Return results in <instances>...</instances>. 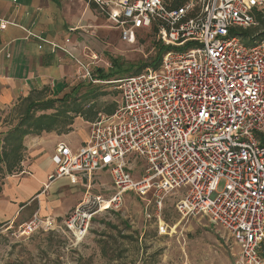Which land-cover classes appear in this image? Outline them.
Masks as SVG:
<instances>
[{
  "label": "built area",
  "instance_id": "1",
  "mask_svg": "<svg viewBox=\"0 0 264 264\" xmlns=\"http://www.w3.org/2000/svg\"><path fill=\"white\" fill-rule=\"evenodd\" d=\"M88 2L121 43L135 44L146 33L171 50L156 68L110 82L120 103L112 115L90 123L82 148L72 152L64 143L56 146L54 179L90 180L107 172L113 190L105 200L87 193L64 219L65 228L80 239L97 215L118 210L127 193L154 196L159 217L162 200L180 192L179 215L201 216L220 228L237 248V264H263L264 41L247 46L239 31L257 26L264 0ZM23 31L37 41L38 50L48 46L70 58L77 80L105 83L94 71L97 55L71 38L53 42ZM134 160L145 166L138 179L129 174ZM53 226V219L33 214L18 230L30 235Z\"/></svg>",
  "mask_w": 264,
  "mask_h": 264
},
{
  "label": "rangeland",
  "instance_id": "2",
  "mask_svg": "<svg viewBox=\"0 0 264 264\" xmlns=\"http://www.w3.org/2000/svg\"><path fill=\"white\" fill-rule=\"evenodd\" d=\"M251 30L255 42L264 41V27L256 26ZM106 40L108 46L97 56L98 66L94 71L97 76V70L115 76L102 84H86L78 80L61 97L74 98L75 105L87 117L94 112L95 118L108 115L112 108L116 111L121 96L117 86L110 82L130 77L138 68H142L140 72L144 71L145 65L156 55L151 46L153 37L146 33L130 45L122 44L117 34ZM21 110L20 103L0 110V132L14 125ZM43 113L50 114L51 111ZM90 123L83 117H76L71 135L80 138L82 133L87 136ZM130 167L129 174L135 179L145 169L140 160L131 162ZM90 183L89 194L104 200L113 194L107 174L93 176ZM82 191L85 193L87 189L82 186ZM66 195L69 199L68 192ZM122 197L120 208L97 215L80 239L65 228L67 215L54 220L51 229H38L30 235H22L19 226H3L0 229V264H237V248L226 241L220 228L201 216L183 218L178 214L175 206L181 197L180 192L162 200L159 217L155 216L156 200L151 194L141 197L127 193ZM260 251L264 257V249Z\"/></svg>",
  "mask_w": 264,
  "mask_h": 264
},
{
  "label": "crops",
  "instance_id": "3",
  "mask_svg": "<svg viewBox=\"0 0 264 264\" xmlns=\"http://www.w3.org/2000/svg\"><path fill=\"white\" fill-rule=\"evenodd\" d=\"M0 19L14 23H0V110L12 108L29 95L61 98L78 81L70 58L48 46L38 50L37 41L23 29L42 33L53 42L71 38L87 49V54L97 56L108 46L106 39L117 34L108 29L107 21L88 0H0ZM71 134L44 133L24 139L21 172L6 177L1 185L0 229L19 226L33 214L53 220L65 218L89 193L92 177L108 175L97 173L90 180L52 177L51 156L56 146L64 143L74 152L88 141V135L80 133L78 138ZM82 186L87 189L85 193Z\"/></svg>",
  "mask_w": 264,
  "mask_h": 264
},
{
  "label": "trees",
  "instance_id": "4",
  "mask_svg": "<svg viewBox=\"0 0 264 264\" xmlns=\"http://www.w3.org/2000/svg\"><path fill=\"white\" fill-rule=\"evenodd\" d=\"M258 27H264V14H256ZM245 45H253L255 39L252 38V30L239 31ZM264 33V32H263ZM152 48L156 51L155 58L145 65V67L156 68L159 65L163 53L171 50L162 43H151ZM113 64L115 62L112 61ZM144 67V68H145ZM142 68H138L135 74H138ZM97 70L98 79L104 81L111 80L114 73L103 74ZM22 105V112L19 114L14 125L9 129L0 132V193L3 179L16 175L21 172V163L25 159L24 139L29 136H40L44 133H55L57 136L66 135L72 132L73 120L76 117L85 118L86 122H94L97 118L96 112L90 116H84L81 109L75 105V99L65 96L58 99H48L41 96H28V98L19 101L17 104ZM15 104V105H17ZM14 105V106H15ZM51 111L50 114L43 112ZM115 108L108 111L112 115ZM261 145L264 146V135L260 136Z\"/></svg>",
  "mask_w": 264,
  "mask_h": 264
},
{
  "label": "bare ground",
  "instance_id": "5",
  "mask_svg": "<svg viewBox=\"0 0 264 264\" xmlns=\"http://www.w3.org/2000/svg\"><path fill=\"white\" fill-rule=\"evenodd\" d=\"M264 264V263H263Z\"/></svg>",
  "mask_w": 264,
  "mask_h": 264
}]
</instances>
